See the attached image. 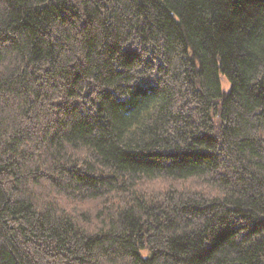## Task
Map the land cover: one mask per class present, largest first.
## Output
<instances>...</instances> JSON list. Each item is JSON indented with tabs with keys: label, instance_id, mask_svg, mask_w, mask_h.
Masks as SVG:
<instances>
[{
	"label": "trees",
	"instance_id": "trees-1",
	"mask_svg": "<svg viewBox=\"0 0 264 264\" xmlns=\"http://www.w3.org/2000/svg\"><path fill=\"white\" fill-rule=\"evenodd\" d=\"M0 264H264V0H0Z\"/></svg>",
	"mask_w": 264,
	"mask_h": 264
}]
</instances>
